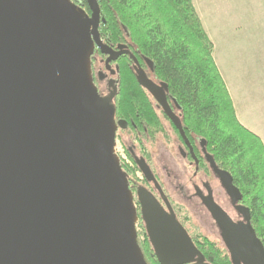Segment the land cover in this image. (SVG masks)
<instances>
[{
  "label": "water",
  "instance_id": "water-1",
  "mask_svg": "<svg viewBox=\"0 0 264 264\" xmlns=\"http://www.w3.org/2000/svg\"><path fill=\"white\" fill-rule=\"evenodd\" d=\"M86 1L89 18L73 0H0V264H149L115 149L117 124L92 70L96 46L107 63L130 51L103 42L99 2ZM136 70L175 120L161 86ZM207 160L240 200L233 175L209 153ZM140 167L154 178L146 163ZM139 200L160 264H212L171 207L144 189ZM206 204L232 262L264 264L249 208L239 207L246 222L236 223L212 197Z\"/></svg>",
  "mask_w": 264,
  "mask_h": 264
},
{
  "label": "flooded vegetation",
  "instance_id": "flooded-vegetation-1",
  "mask_svg": "<svg viewBox=\"0 0 264 264\" xmlns=\"http://www.w3.org/2000/svg\"><path fill=\"white\" fill-rule=\"evenodd\" d=\"M73 2L86 17L92 16L86 0ZM101 39L116 51L120 44L127 45L124 50L130 51L107 63L109 54L96 46L92 55V70L98 91L111 106L117 124L115 149L134 194L139 215L138 241L146 260L153 264L155 260L158 261L142 217L140 189L151 192L164 210L170 211L172 208L200 250L202 239L205 238L222 246L220 241L227 249L224 231L206 201L212 197L236 223L246 222L239 208L241 205L249 208L252 223L251 202L235 180L233 182L240 189L242 198L235 201L226 191L207 160L209 152L205 138L188 125L184 105L174 95L169 84L158 77L155 64L145 58L139 48L124 41L112 44ZM136 67L142 68L151 80L161 86L176 121L169 116L164 105L139 84ZM134 79L140 87L136 86ZM125 88L136 92L125 93ZM140 163L150 167L154 178L144 174Z\"/></svg>",
  "mask_w": 264,
  "mask_h": 264
},
{
  "label": "trees",
  "instance_id": "trees-1",
  "mask_svg": "<svg viewBox=\"0 0 264 264\" xmlns=\"http://www.w3.org/2000/svg\"><path fill=\"white\" fill-rule=\"evenodd\" d=\"M98 2L100 37L108 43L124 41L139 48L155 64L158 77L184 105L188 125L205 138L207 151L220 168L233 175L251 202L252 225L264 243V143L237 117L214 58V43L194 0ZM134 82L140 87L136 79ZM202 242L201 251L210 263L234 264L226 248L209 238ZM154 264L160 263L155 260Z\"/></svg>",
  "mask_w": 264,
  "mask_h": 264
},
{
  "label": "crops",
  "instance_id": "crops-1",
  "mask_svg": "<svg viewBox=\"0 0 264 264\" xmlns=\"http://www.w3.org/2000/svg\"><path fill=\"white\" fill-rule=\"evenodd\" d=\"M241 1L245 2V0ZM246 1L248 2V0ZM253 1L249 0L250 3ZM237 2L239 0H194L203 24L214 43V58L233 99L237 117L246 128L257 134L264 143V90H261L260 87L264 85V46L249 47L246 43L236 46L241 51L237 52V59L233 60L231 54L222 50L220 37L217 30L214 29L217 23H219V27H223L226 24L230 25V23L235 22L229 16L228 8L227 14L223 13V8L224 5L227 7ZM240 23L245 25L243 21ZM244 36L247 37L246 33H244ZM241 52L242 54H240ZM223 59H230L228 69ZM235 63H239L240 66L237 68ZM233 67L236 69L235 72L231 71ZM255 68L262 70V73L256 77L253 75L252 70ZM247 79L251 82L246 89L243 91L240 88L236 89V84L242 83L244 86ZM247 110L248 114L254 113L255 110L260 115L259 118L256 121L249 120Z\"/></svg>",
  "mask_w": 264,
  "mask_h": 264
},
{
  "label": "rangeland",
  "instance_id": "rangeland-1",
  "mask_svg": "<svg viewBox=\"0 0 264 264\" xmlns=\"http://www.w3.org/2000/svg\"><path fill=\"white\" fill-rule=\"evenodd\" d=\"M239 2H242L239 0ZM232 3L226 7L224 5L223 13L227 14V8L229 11V16L235 20L234 23L224 25L219 27V23L216 24L214 29L217 30V34L220 37L222 50L229 54L233 60H236L237 52L241 51L236 46H241L246 43L249 47H256L258 45L264 46V0H254L253 2L242 3ZM243 21L245 25L240 22ZM225 24V23H223ZM244 33L247 37L245 38ZM251 36V37H250ZM231 52V53H230ZM242 54V52L240 53ZM243 56V55H242ZM228 69L230 67V59H223ZM235 66L238 68L239 63H235ZM235 67L231 69L232 72H235ZM253 75L258 76L262 73V70L259 68L252 69ZM250 71V70H249ZM250 80H246L244 86L241 84H236V89L240 88L242 91L248 87ZM261 87V90H264V85ZM248 114V110L246 111ZM249 120L256 121L259 118V114L254 110V113L248 114ZM223 246V243L219 241Z\"/></svg>",
  "mask_w": 264,
  "mask_h": 264
}]
</instances>
